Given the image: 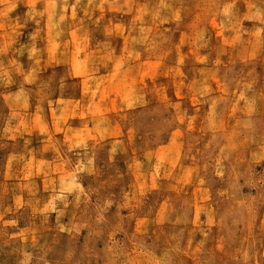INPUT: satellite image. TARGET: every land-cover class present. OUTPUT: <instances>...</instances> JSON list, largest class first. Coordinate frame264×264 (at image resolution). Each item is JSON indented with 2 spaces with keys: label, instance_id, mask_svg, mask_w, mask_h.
<instances>
[{
  "label": "rangeland",
  "instance_id": "obj_1",
  "mask_svg": "<svg viewBox=\"0 0 264 264\" xmlns=\"http://www.w3.org/2000/svg\"><path fill=\"white\" fill-rule=\"evenodd\" d=\"M0 264H264V0H0Z\"/></svg>",
  "mask_w": 264,
  "mask_h": 264
},
{
  "label": "crops",
  "instance_id": "obj_2",
  "mask_svg": "<svg viewBox=\"0 0 264 264\" xmlns=\"http://www.w3.org/2000/svg\"><path fill=\"white\" fill-rule=\"evenodd\" d=\"M83 28H85V26L82 25ZM71 41V40H70Z\"/></svg>",
  "mask_w": 264,
  "mask_h": 264
}]
</instances>
